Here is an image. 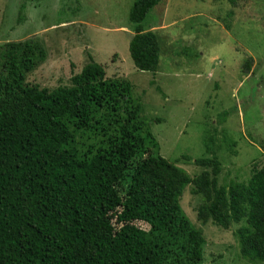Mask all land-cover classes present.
<instances>
[{"label": "trees", "instance_id": "16d2710c", "mask_svg": "<svg viewBox=\"0 0 264 264\" xmlns=\"http://www.w3.org/2000/svg\"><path fill=\"white\" fill-rule=\"evenodd\" d=\"M161 1L133 0L127 14L138 71L158 69V36L142 23ZM37 47H0V264H200L201 231L179 206L189 184L203 198L197 219L237 225L240 256L264 263V166L219 186L212 155L194 161L203 170L190 178L158 154L130 83L107 78L92 56L67 86L26 84L44 56Z\"/></svg>", "mask_w": 264, "mask_h": 264}, {"label": "rangeland", "instance_id": "374dc122", "mask_svg": "<svg viewBox=\"0 0 264 264\" xmlns=\"http://www.w3.org/2000/svg\"><path fill=\"white\" fill-rule=\"evenodd\" d=\"M132 2L0 0V47L38 46L44 56L24 82L49 91L69 85L92 56L107 78L130 83L158 154L190 178L203 170L196 159L214 155L219 186L246 182L264 166V0H238L235 7L226 0L159 2L142 23L159 39L155 73L138 71L129 55ZM247 58L253 63L245 73ZM202 202L190 184L179 200L181 214L204 240L200 264H255L240 256L237 225L224 230L197 219Z\"/></svg>", "mask_w": 264, "mask_h": 264}]
</instances>
